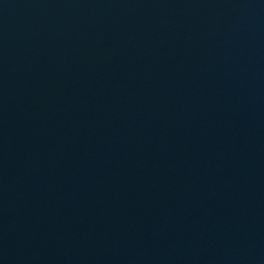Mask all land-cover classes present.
Listing matches in <instances>:
<instances>
[{"label":"water","instance_id":"95a60500","mask_svg":"<svg viewBox=\"0 0 264 264\" xmlns=\"http://www.w3.org/2000/svg\"><path fill=\"white\" fill-rule=\"evenodd\" d=\"M0 264H264V0H0Z\"/></svg>","mask_w":264,"mask_h":264}]
</instances>
